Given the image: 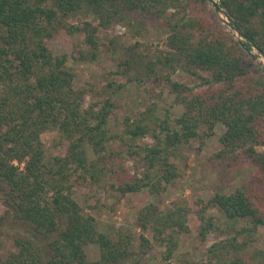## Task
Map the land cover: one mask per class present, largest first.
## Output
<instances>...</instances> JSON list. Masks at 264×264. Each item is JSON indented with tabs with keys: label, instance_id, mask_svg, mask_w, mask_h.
Instances as JSON below:
<instances>
[{
	"label": "trees",
	"instance_id": "16d2710c",
	"mask_svg": "<svg viewBox=\"0 0 264 264\" xmlns=\"http://www.w3.org/2000/svg\"><path fill=\"white\" fill-rule=\"evenodd\" d=\"M216 2L241 39L208 0H0V222L13 214L32 232L15 235V250L0 264H137L129 236L114 240L100 231L95 216L75 197L77 189L97 188L109 173H117L110 186L120 194L141 189L162 194L180 174L174 160L178 147L210 137L216 123L225 128L218 136L222 147L210 158L213 165L220 159L249 162L250 184L264 186V150L257 148L264 145V68L246 50L254 47L264 59V0ZM80 11L92 20L70 23ZM114 24L132 36L156 26L165 33L164 47L149 53L139 42L99 39L98 29ZM59 29L84 34L87 47L78 49V60L110 52L114 77L141 83L153 73L166 82L173 103L183 107L181 115L171 124L169 108L159 117L151 102L137 117L124 116L121 133L111 132L114 95L125 83L106 77V96L86 104L85 94L97 92L90 83L74 86L67 53L54 54L47 44ZM177 71L192 84L173 78ZM46 130L56 132L51 144L56 153L42 141ZM146 135L152 143L135 142ZM116 141L126 149L113 147ZM128 157L143 166L141 172L127 174L123 160ZM261 225L264 210L252 187L244 185L167 209L149 202L135 215V226L152 233L151 241L139 235L138 256L157 245L169 259L182 233L195 232L202 244L217 233L224 236L207 246L206 264H264V243L249 249ZM89 243L97 244V259L88 258Z\"/></svg>",
	"mask_w": 264,
	"mask_h": 264
},
{
	"label": "rangeland",
	"instance_id": "374dc122",
	"mask_svg": "<svg viewBox=\"0 0 264 264\" xmlns=\"http://www.w3.org/2000/svg\"><path fill=\"white\" fill-rule=\"evenodd\" d=\"M208 2L213 7L211 0H208ZM220 18L223 20V16ZM85 20H92V17L83 11L69 18L70 23L76 25H81V22ZM126 29L122 24H114L106 29H98L97 35L101 40L107 36H116L124 45L139 42L144 52L153 53L163 49L165 33H162L158 27L150 24L148 30L143 29L137 36H132ZM228 29L230 28L228 27ZM83 38L84 34L82 33L67 34L59 29L53 37L47 40V44L54 54L63 51L67 53L68 60L66 64L75 73L74 86L81 87L90 83V86L95 89L97 93L94 95L85 94L84 100L87 104L91 101H102L106 96L102 92V86L106 77H114L115 74L113 75L111 72L115 71L116 66L110 52L100 53L97 59L93 61L76 59L78 49L87 47L83 44ZM236 38L241 39L237 35ZM250 55L257 65L264 67V59L254 47L250 49ZM130 75H134V72H131ZM172 76L192 84L191 78L186 73L177 71ZM114 78L125 84L114 95L117 107L114 109L108 125L113 133L123 131L125 126L123 124L124 116L137 117L138 113L149 106L151 102L156 103V115L159 117H164L165 110L169 108L172 113L169 119L171 124H174V117H179L183 112L182 105L173 103V94L169 93L167 83L155 80L153 73L147 78L144 77L141 83L134 80L128 81L127 77L120 75H116ZM224 128L223 124L216 123L213 129L214 133L210 137L204 140L201 137L194 138L188 144L178 147L174 160L180 174L170 182L166 192L162 194H149L145 189L120 194L110 186L116 181L117 173H109L107 177L101 180L97 188L89 187L88 184L79 187L75 197L81 203L85 212L95 216L97 228L100 231L105 232L114 240H117L123 234L129 236L130 248L134 251V256L139 259L137 264H206L205 250L207 246L223 238L224 235L209 233L207 241L202 244L195 232L182 233L179 236L178 247L171 258L164 259L162 257L163 248L157 245H152L147 252L139 257L137 251L140 241L139 235L143 234L151 241L152 233L148 229L142 230L135 226V215L140 207L149 202L153 203L157 209H167L173 203H183L197 196L208 199L216 191L234 192L236 188L243 185L252 187L257 195L258 203L264 210V186L250 184L254 171L251 163L244 162L232 165L231 162H223L220 159L217 160L216 165H213L216 160L210 159L222 147L218 136ZM55 137L56 132L51 130H46L41 134L42 141L51 153L58 151L51 146ZM152 141V137L146 135L135 142L152 143ZM112 146L118 149H126V144L124 145L119 141L113 142ZM257 148L264 150V145H259ZM87 150L88 155L93 157L94 154L91 149L87 147ZM123 164L129 175L141 172L143 169V166L134 163L131 157L123 160ZM84 193L88 197L83 196ZM209 212L218 218L221 217L216 208H210ZM8 216L0 222V260H4L8 252L15 250V235L21 234L24 236L32 233L22 220L17 219L13 214ZM38 238L41 239V243L45 242L44 237L40 236ZM263 243L264 226L261 225L258 227L256 239L249 246V249L260 247ZM85 249L89 259H97L100 255L97 244L89 243ZM134 256L132 255L131 260H128V262L132 263Z\"/></svg>",
	"mask_w": 264,
	"mask_h": 264
},
{
	"label": "water",
	"instance_id": "95a60500",
	"mask_svg": "<svg viewBox=\"0 0 264 264\" xmlns=\"http://www.w3.org/2000/svg\"><path fill=\"white\" fill-rule=\"evenodd\" d=\"M211 3H212V5H213V7H214L216 13H217L220 17L223 16V21H224V23H225L229 28H231V29L233 30V32H234L238 37H241V34H240V32H239V31H240L239 28L236 27L235 25H234V26L232 25L231 21L227 18V15L225 14V12H224V11L218 6L217 2L214 1V0H211ZM246 50L250 53V49H247V48H246ZM252 56H254V55H252ZM261 67H263V66L261 65ZM263 68H264V67H263Z\"/></svg>",
	"mask_w": 264,
	"mask_h": 264
}]
</instances>
